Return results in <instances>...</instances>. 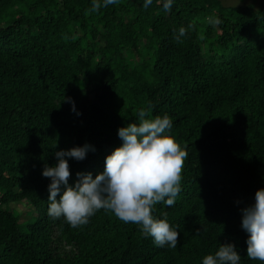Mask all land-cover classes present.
<instances>
[{"label": "trees", "instance_id": "1", "mask_svg": "<svg viewBox=\"0 0 264 264\" xmlns=\"http://www.w3.org/2000/svg\"><path fill=\"white\" fill-rule=\"evenodd\" d=\"M142 4L0 0V264H201L228 242L240 264H264L246 256L240 211L264 187V0ZM141 108L167 113L188 153L175 204L154 206L178 228L175 248L110 210L78 227L48 215L54 152L91 145L68 158L69 183L94 177Z\"/></svg>", "mask_w": 264, "mask_h": 264}, {"label": "clouds", "instance_id": "2", "mask_svg": "<svg viewBox=\"0 0 264 264\" xmlns=\"http://www.w3.org/2000/svg\"><path fill=\"white\" fill-rule=\"evenodd\" d=\"M118 0H92V11L114 5ZM175 0H161L165 12L172 9ZM153 0H143L147 9ZM216 26L222 23L217 16L206 18ZM186 34L180 27L175 39ZM76 111L74 101L69 100ZM79 115V113L77 112ZM173 120L165 113L149 117L141 108L134 122L119 127L117 135L122 141L105 157L103 170L77 173L78 179L69 183L68 158L83 160L89 150L85 143L67 150L54 152L56 163L42 169L50 179L48 184V215L63 217L72 227L86 225L100 209L110 210L124 223L139 226L144 237H151L157 247L175 248L179 230L168 221L166 214L155 215V205L171 207L181 192V171L188 153L171 135ZM241 228L247 233L246 256L264 262V187L255 191L250 204L240 209ZM241 255L233 243H220L214 253L202 257L201 264H240Z\"/></svg>", "mask_w": 264, "mask_h": 264}, {"label": "rangeland", "instance_id": "3", "mask_svg": "<svg viewBox=\"0 0 264 264\" xmlns=\"http://www.w3.org/2000/svg\"><path fill=\"white\" fill-rule=\"evenodd\" d=\"M261 0H222V2L225 5H240V4H245V3H254L256 5L259 4ZM13 207H16L18 210L21 212L23 211L24 215L22 217V220L27 217V209L25 207L24 203H19V204H12Z\"/></svg>", "mask_w": 264, "mask_h": 264}]
</instances>
